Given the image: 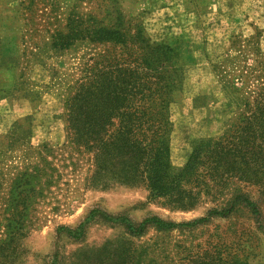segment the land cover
Wrapping results in <instances>:
<instances>
[{"label": "rangeland", "instance_id": "1", "mask_svg": "<svg viewBox=\"0 0 264 264\" xmlns=\"http://www.w3.org/2000/svg\"><path fill=\"white\" fill-rule=\"evenodd\" d=\"M80 22L177 53L180 82L167 92L174 169L201 139L232 142L194 207L154 199L145 184L90 185L94 154L71 141L66 100L100 54L128 49L78 38L54 46ZM263 59L264 0H0V264H264V151L244 155L237 128L226 133ZM208 164L206 155L199 170ZM157 218L176 225L145 221Z\"/></svg>", "mask_w": 264, "mask_h": 264}, {"label": "trees", "instance_id": "2", "mask_svg": "<svg viewBox=\"0 0 264 264\" xmlns=\"http://www.w3.org/2000/svg\"><path fill=\"white\" fill-rule=\"evenodd\" d=\"M75 30V35H59L54 46L69 47L78 38L119 43L128 49V58L100 54L97 61L86 66L66 100L71 141L94 154L96 169L90 185L107 188L116 184H145L154 199H163L177 208L194 207L200 200L198 188L209 187L207 177L216 179L228 153L226 144L232 142L225 141V136L201 139L187 162L174 169L171 159L173 122L167 92L180 82L175 50L169 44L151 43L145 37L131 46L125 33L105 26L93 24L91 27L80 22ZM262 34L263 30L255 32L254 44L260 42ZM251 71L255 74L252 81H258V85L251 91L250 98H246L245 113L239 115L226 133L237 128L236 134L232 133V138L238 139L236 148L240 143L245 155L257 147L258 154L263 155L264 59ZM152 87L162 93L157 96L156 92H151ZM206 155L209 164L202 172L199 166ZM26 174L30 173L25 172L22 177ZM33 181L37 183L38 178L33 177ZM216 212L217 209L210 211L211 214ZM145 221L159 228L176 225L159 218Z\"/></svg>", "mask_w": 264, "mask_h": 264}]
</instances>
